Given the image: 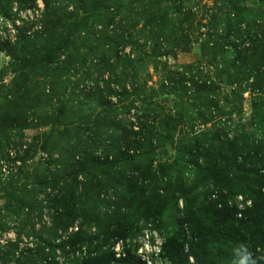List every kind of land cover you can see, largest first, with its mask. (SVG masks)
Returning a JSON list of instances; mask_svg holds the SVG:
<instances>
[{
    "label": "rangeland",
    "instance_id": "obj_1",
    "mask_svg": "<svg viewBox=\"0 0 264 264\" xmlns=\"http://www.w3.org/2000/svg\"><path fill=\"white\" fill-rule=\"evenodd\" d=\"M231 3L245 23L230 24ZM259 3L0 0V264H72L86 255L87 242H60L73 243L78 227L116 258L130 253L143 264H172L158 249L168 236L191 241L212 221L217 186L228 199L247 194L261 207L248 226L230 217L219 237L203 236L204 264H260L264 86L255 103L251 85L264 78ZM232 41L235 56L226 46ZM243 48L246 57L236 56ZM249 60L262 65L250 70L241 64ZM221 73L236 79L220 83ZM200 80L219 89L196 106L191 82ZM132 131L142 139L130 151L124 146L137 137ZM71 194L92 211L91 226L78 218L63 230L59 214ZM19 195L25 206L14 208ZM187 197L202 210L180 224ZM123 220L132 223L131 235L105 240ZM181 264L196 263L190 256Z\"/></svg>",
    "mask_w": 264,
    "mask_h": 264
},
{
    "label": "trees",
    "instance_id": "obj_2",
    "mask_svg": "<svg viewBox=\"0 0 264 264\" xmlns=\"http://www.w3.org/2000/svg\"><path fill=\"white\" fill-rule=\"evenodd\" d=\"M260 5L263 6L264 8V0H260ZM98 7V5H96L94 7V9H96ZM258 14L264 15L263 9H261V7L258 6V10H256ZM228 16L230 18V24H233V27H235V24H242L245 23L244 20V13L238 11V8H235V4L229 5L228 7ZM240 12V13H239ZM235 33V32H234ZM155 37H158L157 34ZM226 46L231 47V52L232 55L235 56V43L232 41L229 43V45L227 44ZM248 49H239L236 50V56L238 55V57H246L244 56L245 51H247ZM254 52V50H253ZM263 55V50H260V56ZM231 64L233 65V67L235 68V59L231 62ZM241 64H243V66L249 65L251 66L250 70L253 69H259L260 64L259 62H253V61H245L242 62ZM248 70V68H247ZM249 71V70H248ZM217 79L219 80V82H224L225 84H230L233 83V81H235L236 77H230L228 73H221L219 74V76H216ZM191 82V81H189ZM187 82V83H189ZM192 86L195 88V92H194V97L191 98V101L194 105L199 106V103H201L203 98H206L210 93H214V91L216 89H219V86H216L214 83L215 82H211L208 80H204V81H199V82H191ZM252 87H253V91H255V93H257L258 95L256 96V98L254 99V102L256 103L257 101L261 100V97L259 95V91L261 90V87L264 86V78H257L255 79V81L252 82ZM175 88L176 89H180L179 83L175 84ZM196 93V95H195ZM143 105H150L152 104V96L148 95L147 92L143 93ZM147 111L152 112V108H146ZM259 117V116H258ZM258 119H261V117H259ZM258 119H255L254 124L258 123ZM144 128V126H143ZM133 134H135V137H132V139H128L127 137L125 138V148L127 150H132L137 148L140 145V140L142 139V137L140 136L139 133H135L132 131ZM200 137H204L203 134L200 135ZM199 154V151H197V155ZM200 156H202V154H199ZM198 155V156H199ZM199 156V157H200ZM209 177H211L213 180L217 179V174L215 171H212L211 174L209 175ZM260 177V184L261 187L260 189L262 191H264V172L262 171V174L259 175ZM226 181H222L221 183H223L222 185H225ZM146 191H151L152 186H147L145 187ZM217 189V202L221 201L222 203L225 200V198L227 197H231L230 192H227V190H225V188H219V186L216 187ZM242 193H236L233 194L232 196L235 197L236 195H239ZM245 197L249 198L252 201V207L248 210V214L246 216V218H242V219H238L235 216V211L233 208H229L227 205H223L222 207H218L216 204V201L214 202V212L212 215V221L204 226H199L198 228L195 229V233L192 236L193 239L191 241H186L185 237L181 238V242H179L177 239L174 238V236H168L165 240V242L163 243L162 247L159 249V253H163L165 254L169 260L171 261L172 264H178V263H183L186 262L188 263V258L190 256L193 257V259L195 260L196 264H204L206 262V259L204 257V244H202V238L203 236H205L206 238H211L214 240V237H219V235L222 234V232H224V221L227 218L232 217L233 220H236L241 226H248L249 223L251 222L252 218H257L259 216V209L261 207L260 201L259 200H252L247 194H243ZM219 198V199H218ZM199 199L200 197H198V203H199ZM228 199V198H227ZM14 200V208H21L24 207V201L25 199H22V197L19 196H15L13 198ZM184 206H185V210H188V215L186 216V218L180 222V224H184L186 222H192L197 216V209L200 208H196L197 204L195 202V200L192 197H187L184 199ZM202 210V208L200 209ZM60 214H59V221L60 219L61 221L63 220V222H67L64 227L63 230L67 231L68 228L72 225L73 221H75L76 219L80 218L82 220V224H87L89 226H91L92 222H94L95 218L92 216V211L88 208V206H86L85 204H80L79 201H77V199L75 198V196L73 194H71L66 202L64 203L63 207L60 210ZM186 221V222H185ZM244 224V225H243ZM113 229L111 231L107 230L106 234V238L105 240L108 239H125L127 237H129L131 235V233L133 232V226L132 223L130 221H118L116 222L114 225H112ZM108 229V228H107ZM82 233V229L81 227H78L76 233L74 234L75 240L73 241V243L68 242L69 238H67L66 240H63L60 242V247H66L67 245L72 247L75 243L77 242H87V253L85 256L81 257L79 260H75L72 262V264H143L138 258H136L134 255L130 254V253H123V256H119L118 258H116L112 252H108L103 250V244H98L96 242V240H94V237H89L87 239L82 238L81 234ZM219 235H217V234ZM193 234V232H192ZM208 241V240H207ZM82 244V243H81ZM260 242H257L254 244V249H258L259 248ZM252 246V245H251ZM55 247L53 246L52 249L55 251ZM264 249V248H262ZM184 251H186L187 253H184ZM255 258L256 261H260V264H264V250H261V252L259 253H255ZM19 263V260H16V264Z\"/></svg>",
    "mask_w": 264,
    "mask_h": 264
},
{
    "label": "built area",
    "instance_id": "obj_3",
    "mask_svg": "<svg viewBox=\"0 0 264 264\" xmlns=\"http://www.w3.org/2000/svg\"><path fill=\"white\" fill-rule=\"evenodd\" d=\"M211 197L212 199L216 200L218 196L216 193H213ZM226 205L229 208L234 209L235 216L238 219H242V218H246L248 214V210L252 207V201L249 198L245 197L244 195L239 194L232 199H228ZM217 206L220 208L222 207V204L218 202ZM159 249H158V253H159Z\"/></svg>",
    "mask_w": 264,
    "mask_h": 264
}]
</instances>
